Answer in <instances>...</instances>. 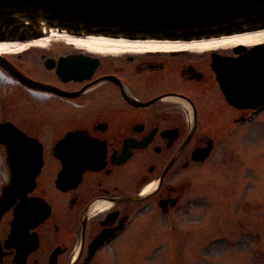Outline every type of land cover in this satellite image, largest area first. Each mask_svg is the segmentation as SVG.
Masks as SVG:
<instances>
[{"label":"flooded vegetation","instance_id":"flooded-vegetation-1","mask_svg":"<svg viewBox=\"0 0 264 264\" xmlns=\"http://www.w3.org/2000/svg\"><path fill=\"white\" fill-rule=\"evenodd\" d=\"M214 56L239 57L231 49H124L103 56L80 47L52 46L8 60L27 78L70 96L39 92L38 112L25 102L21 122L9 111L12 103L0 99L2 109L9 111L0 123L13 124L41 147L43 167L27 199H34L37 210L43 202L50 210L44 222L15 238L14 209L2 216L0 264H97L105 249L141 242L146 212L152 213L150 222L160 217L170 222L173 215L189 211L191 171L215 162L240 127L264 119V111L239 109L225 101L212 67ZM70 57H78L83 70L77 76L87 78L58 73ZM85 58L97 60L92 73L94 61ZM19 59L33 68L24 69ZM5 151L0 144V152ZM201 153L207 157L196 160ZM82 159L93 168L82 172L69 190L57 189L55 180L64 162L77 167ZM47 160L55 167L53 193L51 178L43 174ZM104 234L107 240L92 250Z\"/></svg>","mask_w":264,"mask_h":264},{"label":"water","instance_id":"water-1","mask_svg":"<svg viewBox=\"0 0 264 264\" xmlns=\"http://www.w3.org/2000/svg\"><path fill=\"white\" fill-rule=\"evenodd\" d=\"M262 29L264 0H0V43L31 41L52 32L84 38L193 42ZM241 51L245 53L239 58H213L212 67L220 88L232 106L264 109V44L249 50L244 46L233 49L234 53ZM77 59L63 60L58 73L70 72L74 80L87 78L77 76L83 71ZM85 59L94 61L89 71L92 73L97 60ZM0 67L29 89L70 96L25 77L2 56ZM0 144L6 147L10 175L1 189L0 219L17 202L11 222V237L15 238L35 228L49 215L46 204H38L37 210L34 200L26 197L32 192L43 165L41 147L10 123L0 124ZM54 152L57 157L58 148ZM206 157L207 154L201 153L196 160ZM82 160L77 167L64 162L55 181L59 190H69L72 182H79L82 172L93 168L90 161ZM105 236L93 244L92 250L103 244Z\"/></svg>","mask_w":264,"mask_h":264},{"label":"rangeland","instance_id":"rangeland-1","mask_svg":"<svg viewBox=\"0 0 264 264\" xmlns=\"http://www.w3.org/2000/svg\"><path fill=\"white\" fill-rule=\"evenodd\" d=\"M52 46L76 47L57 40L41 47L14 49L2 56L12 60ZM18 63L24 69L33 68L30 62L19 59ZM0 99L12 103L9 111L16 122L22 121L25 102L31 104L33 113L38 112L35 105L39 98L12 80L0 84ZM9 111L0 105V118ZM9 118L6 121H11ZM43 174L51 178L49 191L55 192L53 162L46 163ZM191 176L189 211L173 215L170 222L161 217L150 222L152 213L146 212L141 242L109 247L97 264H264V119L240 127L224 145L222 155L212 164L192 170ZM8 178L5 152H0V191Z\"/></svg>","mask_w":264,"mask_h":264},{"label":"bare ground","instance_id":"bare-ground-1","mask_svg":"<svg viewBox=\"0 0 264 264\" xmlns=\"http://www.w3.org/2000/svg\"><path fill=\"white\" fill-rule=\"evenodd\" d=\"M63 41L74 46H81L87 53L94 55L119 54L124 49H134L140 52H173L187 51L204 53L217 50H228L235 46L250 47L264 43V29L234 34L231 36L213 37L193 42H158V41H135L130 42L123 39H111L105 37H74L65 34L50 33L46 37L27 42H6L0 43V55L11 50H23L26 46L41 47L51 41ZM11 79L0 71V84L10 83ZM35 97L40 94L31 93Z\"/></svg>","mask_w":264,"mask_h":264}]
</instances>
